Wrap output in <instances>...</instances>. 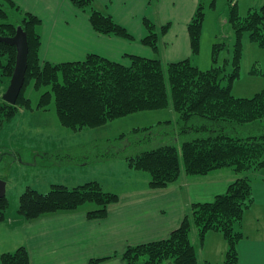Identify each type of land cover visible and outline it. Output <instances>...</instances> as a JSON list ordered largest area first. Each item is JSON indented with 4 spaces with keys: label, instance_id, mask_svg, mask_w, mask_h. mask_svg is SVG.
<instances>
[{
    "label": "trees",
    "instance_id": "1",
    "mask_svg": "<svg viewBox=\"0 0 264 264\" xmlns=\"http://www.w3.org/2000/svg\"><path fill=\"white\" fill-rule=\"evenodd\" d=\"M70 2L88 16L98 34L135 40L125 27L98 8L96 0ZM217 2L199 0L189 25L194 57L201 52L205 9L213 8ZM227 4L225 10H228L236 37L233 59L223 66L202 70L190 60L165 64L158 57L128 56L129 65H125L95 54L80 62L42 63L41 19L23 11L12 0H0V37H14L18 28L27 33L29 67L26 78L31 66L36 68L35 77L30 79L37 89H46L38 107H49L54 96L58 119L65 128L84 132L144 112L172 110L177 116L175 121H161L134 128L114 139L79 145L77 152L73 147L66 150L64 160L88 166L100 164L102 159L111 161L109 159L120 160L121 157L132 169L149 175L150 189L166 188L184 175L205 176L224 169L237 175L225 194L212 202L192 204L182 225L168 239L128 247L121 255L126 264H212L200 259L193 242L195 235L199 244H203L209 232H218L227 241L225 264L238 262L237 245L244 238L242 220L253 203V184L264 175V89L252 98H239L232 94V87L241 77L245 38L264 49V5L241 16L237 4ZM144 25L147 35L142 43L158 52L169 26L158 28L148 19ZM221 50L219 44L213 45L214 64ZM16 58L17 49L0 42V90L3 86L4 94L14 73ZM250 74L264 78V61L255 65ZM25 85L18 101L26 100L21 105L28 109L31 100L23 97ZM1 96L0 93V132L22 108L18 101L11 105ZM101 147L111 151L93 152ZM51 151L61 156L52 161V166L64 165L63 156L56 152L58 149ZM117 201L119 194L105 191L98 181H90L72 189L56 184L48 193L29 187L20 196L17 210L13 209L19 223H25L46 214L75 212L93 204L96 208L90 210L87 217L100 220ZM11 212L7 195L0 200V225L11 219ZM0 260L2 264H31L26 246L4 253Z\"/></svg>",
    "mask_w": 264,
    "mask_h": 264
},
{
    "label": "crops",
    "instance_id": "2",
    "mask_svg": "<svg viewBox=\"0 0 264 264\" xmlns=\"http://www.w3.org/2000/svg\"><path fill=\"white\" fill-rule=\"evenodd\" d=\"M12 1L42 21L39 27L42 63L80 62L95 54L125 65H129L128 56H139L158 57L165 64L190 60L200 67L201 52L198 57L193 56L189 35V25L199 0H96L98 8L125 27L134 36V41L98 34L88 16L76 9L70 0ZM145 19L158 28L169 26L161 38L158 52L142 43L147 35ZM165 111L172 121L177 119L172 110ZM159 122L161 120L155 124ZM101 135L96 139L118 136L113 137V133ZM80 144L83 143L77 146ZM52 165L47 170H55ZM106 169L109 175L125 178L134 177V171H137L129 164L121 172H115L114 165L112 168L108 165ZM149 179L145 177L141 186L106 190L119 194V201L111 204L107 216L100 220L87 217V213L95 208L93 205H85L75 212L46 214L25 223H19L13 209L11 219L0 225V257L26 246L31 264H93V261H99L96 264H126L121 255L128 247L168 239L182 225L192 204L212 202L225 194L237 175L230 169L205 176L184 175L177 183L159 189L148 188ZM9 188L8 184L7 193ZM241 231L244 238L237 245V264H264V175L253 184V203L245 212ZM200 245L198 254L202 261L225 264L228 244L222 234L209 232Z\"/></svg>",
    "mask_w": 264,
    "mask_h": 264
},
{
    "label": "rangeland",
    "instance_id": "3",
    "mask_svg": "<svg viewBox=\"0 0 264 264\" xmlns=\"http://www.w3.org/2000/svg\"><path fill=\"white\" fill-rule=\"evenodd\" d=\"M227 3L230 5L237 4L238 14L245 16L251 9L264 5V0H218L213 8L205 9L201 55L198 61L202 70H209L214 66H223L227 60L233 59V45L236 42V37L230 24L228 10H225V7L228 6ZM213 44H219L222 49L217 64H214L212 58ZM263 61L264 49L250 43L245 38L241 77L234 81L232 87L234 96L252 98L264 89V78L250 74L252 68L259 63H263ZM35 69L31 66L28 71L29 75L26 78L27 82L23 91V97L31 100V108L28 107L27 109L24 105H21L26 100H19L18 102L22 106L19 114L12 122L7 123L0 132V179L5 178L10 185L7 195L11 201L12 211L13 208L17 210L20 196L29 187L41 193H48L54 184H64L72 189L91 180H98L105 191H118L143 185L145 177H149V175L141 171H134V177L127 176L126 178L121 177V175L108 174V169H106L108 165H110V168L114 165L115 172L127 169L128 164L121 157L120 160L117 158L109 159L111 161L102 159L103 161L98 162L100 164L91 163L88 166H80L75 161L68 162L64 160L66 150L69 151L75 147L77 152L78 143L89 144L95 142L99 140L96 138L103 136L101 134L113 133V137L119 136L137 126H150L155 124L157 120L166 121L171 120L172 117L166 111L144 112L143 114H137L138 116H130L111 122L104 129L95 128L84 132H74L60 123L56 113L54 96L49 107L42 109L38 107L40 98L46 89H37L35 82L31 80L35 77ZM4 90L2 86L0 90L2 98ZM91 135L93 139H91ZM52 149H58L56 152L63 156L64 165L57 163L53 166L55 170H47L51 168L49 165L52 161L61 158V156H55V151H51ZM109 151L111 149L101 147L93 152L104 154L105 152L109 153ZM78 155H80V151H78L77 157ZM36 159L43 161L38 164ZM115 160L116 162H114ZM66 167L68 170H62ZM87 168L89 169L86 170ZM93 206L96 208V205ZM193 237H195L193 242L197 252L200 253L198 248L201 245L196 241L198 238L195 235ZM199 256L201 257L200 254Z\"/></svg>",
    "mask_w": 264,
    "mask_h": 264
},
{
    "label": "water",
    "instance_id": "4",
    "mask_svg": "<svg viewBox=\"0 0 264 264\" xmlns=\"http://www.w3.org/2000/svg\"><path fill=\"white\" fill-rule=\"evenodd\" d=\"M0 42L12 45L17 49L16 67L10 85L3 95V100L15 105L20 97L29 67V40L27 33L18 28L14 37H0ZM7 196V182L0 179V200Z\"/></svg>",
    "mask_w": 264,
    "mask_h": 264
}]
</instances>
